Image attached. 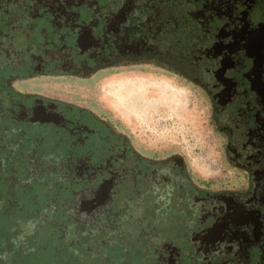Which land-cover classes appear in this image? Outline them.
Wrapping results in <instances>:
<instances>
[{
	"label": "flooded vegetation",
	"instance_id": "obj_1",
	"mask_svg": "<svg viewBox=\"0 0 264 264\" xmlns=\"http://www.w3.org/2000/svg\"><path fill=\"white\" fill-rule=\"evenodd\" d=\"M2 67L47 91L0 90V131L14 152L31 132L62 139L58 158L31 141L49 155L29 173L83 180L63 206L82 224L77 240L136 234L159 264H186V252L192 264H264V0H0ZM122 70L171 73L210 95L233 178H198L182 155L137 146L97 100L47 87L90 88Z\"/></svg>",
	"mask_w": 264,
	"mask_h": 264
},
{
	"label": "rangeland",
	"instance_id": "obj_2",
	"mask_svg": "<svg viewBox=\"0 0 264 264\" xmlns=\"http://www.w3.org/2000/svg\"><path fill=\"white\" fill-rule=\"evenodd\" d=\"M12 72L7 67L0 68V79H6L5 84L0 80L1 91L9 86L22 94L47 92L45 88L30 87L32 80L22 70ZM7 74H12L11 79ZM47 87L67 94L72 101L90 97L93 105L97 100L124 123L137 146L182 155L198 178L226 181L235 175L224 158V134L219 130V112L211 96L174 74L122 70L102 77L90 88ZM2 135L0 131V264H159L153 258V246L142 235H126L116 241L105 239L91 245L77 240L82 224L66 217L63 206L76 205L77 196L85 188L83 180L79 181L75 173L67 177L59 171L60 176L58 169L37 176L29 173L38 158L49 155V148L31 149V141L46 142V147L49 142L55 158L66 157L69 152L59 143L61 138H44L31 132L26 137L21 135L24 140L20 145H24H18L14 152L13 146L6 145L9 137ZM80 155L78 151L76 156ZM45 212L51 213L44 216ZM146 215L137 218L139 227L150 220L148 215L145 219ZM184 255L186 264H192L187 260L193 259L191 252ZM254 256L259 258L258 253Z\"/></svg>",
	"mask_w": 264,
	"mask_h": 264
}]
</instances>
